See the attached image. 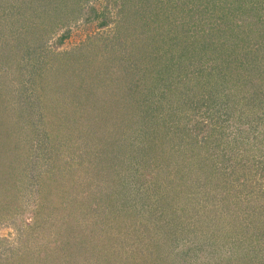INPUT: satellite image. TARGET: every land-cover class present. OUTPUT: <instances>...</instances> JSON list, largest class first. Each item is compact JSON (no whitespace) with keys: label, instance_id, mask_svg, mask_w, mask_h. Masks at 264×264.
I'll list each match as a JSON object with an SVG mask.
<instances>
[{"label":"rangeland","instance_id":"374dc122","mask_svg":"<svg viewBox=\"0 0 264 264\" xmlns=\"http://www.w3.org/2000/svg\"><path fill=\"white\" fill-rule=\"evenodd\" d=\"M0 264H264V0H0Z\"/></svg>","mask_w":264,"mask_h":264}]
</instances>
